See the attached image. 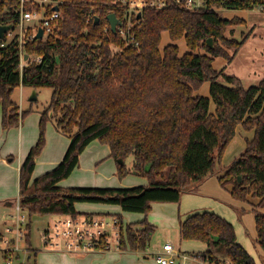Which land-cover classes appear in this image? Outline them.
I'll return each mask as SVG.
<instances>
[{"label":"trees","instance_id":"16d2710c","mask_svg":"<svg viewBox=\"0 0 264 264\" xmlns=\"http://www.w3.org/2000/svg\"><path fill=\"white\" fill-rule=\"evenodd\" d=\"M61 1L55 35L25 43L27 55L43 56L41 63L29 62L21 71L18 36L0 45L4 129L19 127L34 110L31 106L20 112L13 100L18 86L52 89L49 104L39 110L40 137L20 170L19 203L30 219L27 242L34 215H96L79 212L77 203L119 205L125 212L147 216L155 202H179L185 191L218 172L242 125L254 130V137L247 139L243 152L218 180L222 187L232 185L235 200L259 199L254 204L256 243L264 251V79L245 87L236 75L213 66L216 57L232 62L251 35L244 34L242 40L230 37L233 27L245 21L223 17L214 7L250 10L262 0H226L223 5L213 0L197 11L180 9L174 0H167L169 7L145 8L139 19L132 15L130 24L120 0ZM19 8L20 0H0V23L17 25ZM110 13L122 21L125 35L111 30ZM96 17L100 22H95ZM164 33L170 42L162 46ZM180 41L185 42L184 52ZM205 82H210V97L195 93ZM211 101L217 108L214 113ZM49 121L70 143L63 160L33 180ZM96 139L109 145L120 178L134 174L147 178L148 184L117 189L61 186ZM129 156L133 157L130 168L125 164ZM142 224L144 228L136 231L127 224L122 247L147 246L155 227L146 219ZM181 224L182 239L207 244L197 253L203 263L257 264L239 243L234 225L219 214L197 212ZM30 252L29 264H36L38 253Z\"/></svg>","mask_w":264,"mask_h":264},{"label":"crops","instance_id":"0c3cea01","mask_svg":"<svg viewBox=\"0 0 264 264\" xmlns=\"http://www.w3.org/2000/svg\"><path fill=\"white\" fill-rule=\"evenodd\" d=\"M164 35L165 33L163 34V36ZM166 35H168V33H166ZM169 40L170 39L168 36L166 44L170 42ZM186 50L187 49H185V51ZM230 63H228L227 60L223 57H216V59H214L213 61V66L217 70H221L224 68L226 73L227 67ZM262 79H264V76L258 77L257 80H255L256 84L254 85H257ZM220 81L224 84H227L222 79H220ZM205 83L210 84V82ZM242 83L244 85L243 81ZM18 87H21V90L19 91L20 93L23 89L26 88L24 86ZM245 87L249 86L245 85ZM200 90L201 88L195 93L199 94ZM214 108L215 109H210L212 113H214L217 109L216 105H214ZM2 118L3 109L2 104L0 102V212L2 208L10 207L14 209L15 204L19 199L20 170L27 156L29 155V153H31V148L36 144L38 138L40 137L39 129L41 113L40 111H37V113L29 114L26 120H24V122H22L19 127H13L10 129L3 128ZM254 134V130H245L242 125H239L237 127L236 135L231 141V143L236 142L237 144L235 148H238V150L236 152L242 150L240 152L242 153L246 147L247 139H252L254 137ZM49 135L51 136V138L54 137L55 143L52 147H50V145L47 146L48 153H50L47 155V157L37 159L35 170L33 173V180L41 176L42 174L52 170L57 164H59L63 160L66 154L68 138L66 139V137H64L62 133L57 130H53L52 127L49 130ZM90 144L87 146V148L90 146ZM87 148L84 150L82 155H80L79 165L73 171V174L71 176L76 174L77 171H84L86 175H81V180L67 184V187H101L117 189L140 185L146 186L148 184V181L144 177L136 176L134 174H129L124 178H120L118 177V173L113 172V174H106L102 171L100 172L94 169V166H90L88 164L92 161L93 163H97L100 158L103 159V157L100 154L94 152L91 155H87ZM227 149L224 155L226 154ZM223 159L221 160L222 162L218 166L217 173L206 178L196 188H192L191 190L185 191L179 202H155L152 204V210L147 216L143 213H127L123 211V209L119 205L102 203L99 204L90 202L77 203L76 208L81 213L118 214L122 216L123 221L126 222V224H132V226H136L137 228H144L142 221L146 219L150 224L154 225L155 232L157 231L158 234V236H155V241H153L154 245L151 246L152 249L148 248L150 244L149 242L147 244V248L145 247L138 250H130V248L122 247V249L113 248L109 251L105 250L104 252H89L83 253L81 255L78 253H69L66 251L64 252L59 250H53L50 248H36L32 245L31 238L30 242L27 245V248L29 249H26L27 251H37L38 254H36V264H160L157 260V254L161 251L163 245L166 242H172L175 247L181 252V254L188 253L192 255H197V253L203 252L207 249V244L201 241L198 242V240L187 241L182 239L181 223L189 215L197 212L213 211L216 213V211L208 210L207 208L208 205H211L210 200H212L216 196V199L223 198V196H225L227 199L229 198V196L232 198V185L222 187L219 183L218 177L223 175L226 169L230 167L234 161L231 164H227L223 161ZM93 163L91 165H93ZM232 199L229 200L230 204H233V202L231 201ZM251 200V197H249L248 202H245L243 204L246 206L242 207L245 209L246 207L248 208V205H251L254 211V204H256L259 199L256 198L255 201ZM217 211L219 212H217V214L224 217L223 215H225V213L220 210ZM184 242H193L191 243L192 246H194V244L202 245L203 247L206 246V249L198 248L197 250L192 249L190 251H186L182 248ZM256 246L257 245L255 244L254 247L257 248ZM28 258H30V254L28 255Z\"/></svg>","mask_w":264,"mask_h":264},{"label":"rangeland","instance_id":"374dc122","mask_svg":"<svg viewBox=\"0 0 264 264\" xmlns=\"http://www.w3.org/2000/svg\"><path fill=\"white\" fill-rule=\"evenodd\" d=\"M220 13L223 17H226V18L238 17L241 19L243 18L245 19V20L243 19L245 21L244 24H240L239 26L238 25L234 26L233 27L234 31H232L231 33H228L230 37H233L238 40H242L244 34L251 33V35L247 39V41L244 43V45L241 47L239 52L236 54L232 63L228 65L226 73L236 75L237 77L241 78V80L244 82V86L245 85L252 86L256 84L255 80H257L258 77L264 76V13L256 9L220 10ZM166 40H168V35H166L165 33V35L163 36V40H162V46L166 44ZM179 44L181 46L182 51L184 52L186 49L185 42L180 41ZM209 87H210V84L205 83L204 86L201 87L199 94L201 95L206 94L203 96L210 97ZM20 90H21V87L16 88V90L13 93V100L16 101L17 104H19L20 106L19 110L21 112L23 110L30 109V107L32 106L34 110L30 112L29 114L37 113V111L44 109V107L49 104V101L52 95L51 88L42 87V88L36 89L37 90V101L33 102L30 100V97L32 96L33 91H34L33 88L26 87L25 89L22 90L21 93L19 92ZM214 105H215L214 102L211 101V108L215 109ZM27 116L24 118V120H26ZM24 120L22 122H24ZM51 127L53 128V130L55 131L57 130L52 121H49L47 123L46 132H45L46 145L44 149L42 150V152L36 157V162L38 158L41 159V158L47 157V155L50 154L48 153L47 146L50 145V147H52L55 143L54 137L51 138V136L49 135V130ZM64 137H66V139L68 138V145H69L70 143L69 137L65 135ZM236 145H237L236 142H233L228 146L227 152L223 156L224 159L222 158L225 163L231 164L234 161V159L237 158L241 154L240 152L242 150L236 152L238 150V148H235ZM108 146L109 145L107 143H104L99 139H96L95 141H93L90 144V146L87 148L86 154L91 155L93 154V152L98 153L103 157V159L100 158V160L97 163L96 162L93 163L92 161L88 165L94 166V169L100 172L102 171L106 174H113V172L118 173L117 161L113 157H111L110 148ZM92 163L93 165H91ZM132 163H133V157L129 156L125 160V164L128 168H130ZM81 175H86V173L84 171L83 172L77 171L76 174H74L73 176L71 177L69 176L68 178L62 180L60 182V185L67 187V184L81 180L80 179L82 178ZM145 179L148 181L147 178ZM216 197H214L212 200L209 199L211 201V205H208L207 207L208 210H214L216 211V213L218 212L217 210H220L223 213H225V215L223 216L227 218L229 222H232V224L235 225L234 227L236 229L239 243H241L246 248V250H248V252L254 257L257 264H262L264 261V251L260 248V246L257 243H255L257 233L255 229V219H254L255 217H254V211L252 209V206L248 205V208L246 207L244 209L242 206H246V205H243L245 202L235 201L230 196L228 199L225 196H223V198H217V199ZM230 199H232L231 201L233 202V204L229 203ZM251 199L255 201L256 198H251ZM12 213H14V209L10 207L2 208L0 212L1 214L0 215V232L2 234H5V235L8 234L6 227L12 225L14 222V219L10 218V214ZM24 213L29 219L28 213L26 211H24ZM129 213H133V211ZM31 219L32 220H31V231H30L31 237L30 238H31L32 245L36 248H39V247L46 248L42 234L44 230L46 229L52 230V225L54 224L55 221L59 219V216L34 215L31 217ZM137 229L138 228L136 226H132V230L136 231ZM155 236H158L157 231L153 234V236L151 237L149 241L151 245L149 244V247L147 245L146 248L148 247L152 249L151 246L154 245L153 241H155ZM191 243L193 242H184L182 245V248L185 249L186 251H190L192 249L197 250L198 248L206 249V246L203 247L202 245H198V244H194V246H192ZM255 244L257 245L256 246L257 248L254 247ZM27 245H28V242L26 238L20 241L21 251H19V253L15 255L13 259V264H29V262H31L28 259L30 250L27 251V249H29L27 248ZM3 247H4V243H0V264H6L5 252L1 250V248ZM89 252L91 253V252H104V251L103 250H92ZM89 252H81L78 254L82 255L83 253H89ZM193 264H202V263L193 262Z\"/></svg>","mask_w":264,"mask_h":264},{"label":"built area","instance_id":"2783aa9c","mask_svg":"<svg viewBox=\"0 0 264 264\" xmlns=\"http://www.w3.org/2000/svg\"><path fill=\"white\" fill-rule=\"evenodd\" d=\"M126 6L127 19L130 22L132 15L138 14L145 8L155 10L165 9L168 6L167 0H120ZM213 0H174L180 9L197 11L208 7ZM222 5L226 0H220ZM61 0H20L19 20L14 28L6 33L0 45L5 46L10 40L18 36L20 47V69L29 62L41 63L43 56L34 55L26 58L25 43L36 40H43L50 35H55L60 28ZM58 6V10L54 7ZM218 11L228 10L226 8L214 7ZM52 9V11H50ZM253 9L264 13V0ZM43 30V37L38 38L39 30ZM122 35L125 31L121 25L117 27ZM22 86V85H21ZM21 112V111H20ZM14 219L12 225L7 226L8 234L0 232V243H4L1 248L5 252L6 264H13L15 255L21 251L20 241L27 238L29 223L28 217L21 208L19 199L17 200L14 213L10 215ZM126 222L121 220L117 214H96L94 216H59V219L52 225V230H44L42 236L46 248L66 251L69 253L89 252L92 250H111L113 248L122 249V237ZM160 264H193V262L203 263L197 255L182 253L172 242H166L161 251L157 254ZM227 264L229 262L227 261Z\"/></svg>","mask_w":264,"mask_h":264},{"label":"water","instance_id":"95a60500","mask_svg":"<svg viewBox=\"0 0 264 264\" xmlns=\"http://www.w3.org/2000/svg\"><path fill=\"white\" fill-rule=\"evenodd\" d=\"M241 1H244V0H241ZM58 6H55L54 7V10H58ZM141 16V12H139L138 14H137V18L139 19V17ZM107 19H108V21H109V24H110V27H111V30L114 32V33H116V31H117V27L119 26V25H121V23H122V21H120V19L116 16V14L115 13H110V14H108L107 15ZM95 22L96 23H98V22H100V19L98 18V17H96L95 18ZM14 28V23L13 22H11V23H4V24H2V23H0V40H3L4 38H5V36H6V33L8 32V31H10V30H12ZM41 37H43V30L42 29H40L39 30V32H38V38H41ZM213 40L210 38L209 40H208V43L212 46L213 45ZM28 57V55H26V58ZM30 100L31 101H36L37 100V90L36 89H34V91H33V94H32V96L30 97ZM118 162H120V163H123L124 161L122 160V159H120V160H118Z\"/></svg>","mask_w":264,"mask_h":264}]
</instances>
